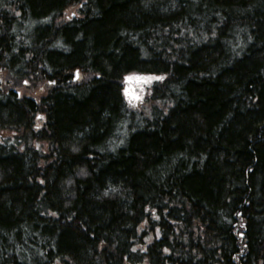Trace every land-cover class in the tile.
Listing matches in <instances>:
<instances>
[{
	"label": "trees",
	"instance_id": "1",
	"mask_svg": "<svg viewBox=\"0 0 264 264\" xmlns=\"http://www.w3.org/2000/svg\"><path fill=\"white\" fill-rule=\"evenodd\" d=\"M0 264H264V0H0Z\"/></svg>",
	"mask_w": 264,
	"mask_h": 264
},
{
	"label": "rangeland",
	"instance_id": "2",
	"mask_svg": "<svg viewBox=\"0 0 264 264\" xmlns=\"http://www.w3.org/2000/svg\"><path fill=\"white\" fill-rule=\"evenodd\" d=\"M69 13H72L71 10H68ZM133 77L135 81L139 80L138 82L134 83L131 89L129 86H126L124 89L125 98L127 100V103L130 107L141 110L142 107H144V104L147 101V97L150 93V88L148 86V83L146 81H142L140 75L136 76H128ZM153 77H150L148 82L150 83L151 79ZM127 80V76L125 77L124 81ZM127 83V82H126Z\"/></svg>",
	"mask_w": 264,
	"mask_h": 264
},
{
	"label": "bare ground",
	"instance_id": "3",
	"mask_svg": "<svg viewBox=\"0 0 264 264\" xmlns=\"http://www.w3.org/2000/svg\"><path fill=\"white\" fill-rule=\"evenodd\" d=\"M77 76V73H75V77Z\"/></svg>",
	"mask_w": 264,
	"mask_h": 264
},
{
	"label": "snow or ice",
	"instance_id": "4",
	"mask_svg": "<svg viewBox=\"0 0 264 264\" xmlns=\"http://www.w3.org/2000/svg\"><path fill=\"white\" fill-rule=\"evenodd\" d=\"M159 79H162V77H160Z\"/></svg>",
	"mask_w": 264,
	"mask_h": 264
}]
</instances>
